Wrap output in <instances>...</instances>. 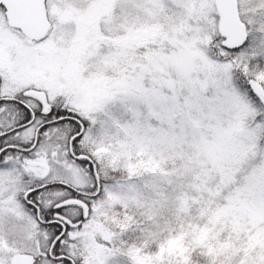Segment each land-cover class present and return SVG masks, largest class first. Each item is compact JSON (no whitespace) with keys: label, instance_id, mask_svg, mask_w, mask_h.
<instances>
[{"label":"snow or ice","instance_id":"obj_1","mask_svg":"<svg viewBox=\"0 0 264 264\" xmlns=\"http://www.w3.org/2000/svg\"><path fill=\"white\" fill-rule=\"evenodd\" d=\"M0 264H264V0H0Z\"/></svg>","mask_w":264,"mask_h":264}]
</instances>
